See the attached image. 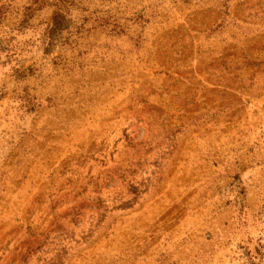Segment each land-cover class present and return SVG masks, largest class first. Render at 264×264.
I'll list each match as a JSON object with an SVG mask.
<instances>
[{
  "label": "rangeland",
  "instance_id": "374dc122",
  "mask_svg": "<svg viewBox=\"0 0 264 264\" xmlns=\"http://www.w3.org/2000/svg\"><path fill=\"white\" fill-rule=\"evenodd\" d=\"M0 264H264V0H0Z\"/></svg>",
  "mask_w": 264,
  "mask_h": 264
}]
</instances>
